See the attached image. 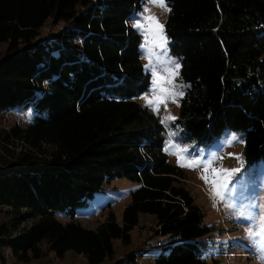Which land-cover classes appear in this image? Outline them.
<instances>
[{
	"label": "trees",
	"instance_id": "1",
	"mask_svg": "<svg viewBox=\"0 0 264 264\" xmlns=\"http://www.w3.org/2000/svg\"><path fill=\"white\" fill-rule=\"evenodd\" d=\"M139 2L0 0V124L31 112L26 126L0 129V147L24 149L15 170L0 166V208L16 224L33 220L15 237L0 226V249L17 262L41 259L42 243L57 259L72 253L87 264L112 261L113 241L128 245L144 213L167 243L152 264H207L203 214L168 161L161 123L134 100L150 85L142 38L129 24ZM165 3L164 33L188 85L177 125L196 143L241 132L247 164L264 160V0ZM49 20L60 28L41 36ZM46 148L47 157H35ZM114 177L141 184L122 223L112 214L93 229L74 222ZM145 252L113 264H140Z\"/></svg>",
	"mask_w": 264,
	"mask_h": 264
},
{
	"label": "rangeland",
	"instance_id": "2",
	"mask_svg": "<svg viewBox=\"0 0 264 264\" xmlns=\"http://www.w3.org/2000/svg\"><path fill=\"white\" fill-rule=\"evenodd\" d=\"M139 4L140 7L129 20V24L141 36L142 43H144V37L133 25L138 19L137 14L141 13L144 7L149 9V12L144 13V15L154 16L156 23L163 26L157 42L159 45L166 41L167 52L165 54L161 47H155L152 63L157 65L158 70L164 65L159 63L157 56H162L164 61L172 60L179 63V75L175 76L173 83L176 85L175 91L182 92L184 95L188 85L182 81L180 76L181 63L171 55L170 41L164 33L168 10L152 3H146L145 0H140ZM59 28L60 25L54 26L49 20L40 29V34L47 36ZM149 38L151 39V36ZM5 48L6 44H0V58L4 56ZM140 50L145 68V65L149 64V59L142 52L141 47ZM167 67L174 70V64L169 63ZM145 71L150 75V85L145 93L135 97L134 100L146 108L161 123L165 138L164 151L168 161L178 170L182 180L181 186L192 197L194 204L203 214L202 226L209 228V234L205 241L204 259L206 263L264 264V160L253 165L247 164L244 154V134L241 132L224 131L209 142L196 143L176 123L179 104L183 95L177 96L175 102L169 99L166 107L161 104L159 112L154 107H146L145 99L142 97L147 94L148 99L154 98L150 88L154 87L155 77L150 70L145 69ZM168 117H175V119H167ZM30 119V111L22 114L14 112L8 114L7 118H3L0 129L9 128L14 122L26 126ZM232 134L238 137L237 142L231 141ZM15 144L0 147V166L4 169L15 170L16 167L12 165H18L17 154L20 150L24 152V149L20 148V144ZM48 151L49 149L46 148L45 152L38 153L35 157L44 159L48 156ZM184 157H188V160L185 161ZM197 161L200 164L194 168L181 166V163L187 164ZM208 161H214L211 168L218 173L215 179L220 182L216 185L206 183L202 178L203 175H208L209 180L214 178L211 170L205 172L203 165ZM222 169L239 171L229 175L227 172L220 171ZM140 185V183L129 181L124 177L105 180L101 189L87 201L86 205L76 210L73 221L80 223L85 228L93 229L112 214L116 222L121 224L122 211L131 202L132 192L138 189ZM217 192L219 195L215 194ZM58 218L62 222L68 221L63 216ZM32 223L33 220H25L16 224L11 213L0 208V226H6L12 237L18 236ZM155 229L154 216L139 214L138 224L130 232L129 244L125 245L120 240H114L115 259L105 261L102 264H113L115 261L124 260V256L128 253H138L142 250H146V252L139 258V263L152 264L157 249L167 244L165 238L154 233ZM249 230L261 231V235L250 237L248 235ZM40 249L44 254L43 257L27 263L17 262L10 255L9 249H0V253L5 258V262L0 260V264H87L83 256L72 253H66L63 258L57 259L52 252L48 251V246L45 243L40 245Z\"/></svg>",
	"mask_w": 264,
	"mask_h": 264
},
{
	"label": "snow or ice",
	"instance_id": "3",
	"mask_svg": "<svg viewBox=\"0 0 264 264\" xmlns=\"http://www.w3.org/2000/svg\"><path fill=\"white\" fill-rule=\"evenodd\" d=\"M146 3H152L155 6L163 7L166 10L167 6L165 4V0H145ZM149 12V9L147 7L143 8V11L141 13L137 14L138 19L136 20V23L133 25L137 28L138 31L141 32V35L144 37V43L141 45L142 52L147 55L149 59V64L145 65L146 70H150L152 75L155 77V80L153 81L154 87L150 88V91L154 94L153 99H148L147 94H145L143 99H145V106L146 107H154L157 112L160 110V105L163 104L165 107L167 105V101L171 99L173 102H175L177 96H182V92H176L175 88L176 85L173 83V80L175 76L179 75V68L180 64L176 63L175 61L169 60L164 61L162 56H157V60L160 64H163L164 67L160 68L158 70V67L156 64L152 63V56L155 54L154 48L159 46L163 49L164 53L167 52L166 47V41L164 43H160L158 45L157 38L159 35V32L162 31L163 26L156 23V18L154 16L148 15L145 16L144 13ZM153 24L155 25L153 27ZM151 36V39L149 38ZM174 64V70L167 67V64ZM164 73H167V75H164ZM158 93V94H157ZM167 119L174 120L175 117H168ZM231 141L237 142L238 137L235 134L231 135ZM179 159V156H178ZM184 160L187 161L188 157H184ZM214 163V161H208L207 163H204V169L207 173L208 171L213 172V179L209 180L208 175H203L202 178L205 180L206 183H211L213 185H216L220 183L218 180L215 179V176L218 175L216 170L211 168V165ZM200 162L197 161L195 163H181V166H188V167H196L199 166ZM222 172H227L229 175H231L233 172H237L239 170H220ZM225 183H227V180H225ZM216 195H219V193H215ZM248 235L250 237H258L261 235V231L253 232L252 230H249Z\"/></svg>",
	"mask_w": 264,
	"mask_h": 264
}]
</instances>
